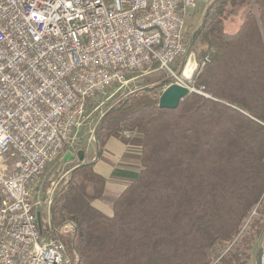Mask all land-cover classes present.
Listing matches in <instances>:
<instances>
[{
    "label": "trees",
    "instance_id": "16d2710c",
    "mask_svg": "<svg viewBox=\"0 0 264 264\" xmlns=\"http://www.w3.org/2000/svg\"><path fill=\"white\" fill-rule=\"evenodd\" d=\"M192 48L209 55L194 83L210 96L191 92L175 108L159 107L166 76L154 63L142 75L143 87L100 117L99 153L82 148L83 161L49 207L51 225L39 211L41 230L77 256L74 264H247L251 258L264 230V0H217ZM124 129L133 135L124 137ZM111 138L138 150L139 169L113 164L104 154ZM94 159L112 167L121 191L106 197L107 179ZM105 198L110 213L93 204ZM65 220L75 222L72 231L62 228ZM218 246L225 252L215 253Z\"/></svg>",
    "mask_w": 264,
    "mask_h": 264
},
{
    "label": "built area",
    "instance_id": "2783aa9c",
    "mask_svg": "<svg viewBox=\"0 0 264 264\" xmlns=\"http://www.w3.org/2000/svg\"><path fill=\"white\" fill-rule=\"evenodd\" d=\"M212 1L0 0V264L77 259L41 230L32 190L53 159L76 151L72 134L87 120L89 100L127 88L154 63L168 85L209 97L182 74L183 33L188 11ZM130 21L151 25L152 34L133 33ZM207 62L208 54L198 59L194 77Z\"/></svg>",
    "mask_w": 264,
    "mask_h": 264
},
{
    "label": "rangeland",
    "instance_id": "374dc122",
    "mask_svg": "<svg viewBox=\"0 0 264 264\" xmlns=\"http://www.w3.org/2000/svg\"><path fill=\"white\" fill-rule=\"evenodd\" d=\"M208 6V5H207ZM207 6L198 5L195 8H192L188 11V16L185 21V29H184V47L187 51V55H185V60H188L189 54L194 53L196 63H198V59L202 56V52L200 48L196 50L188 47L191 41H195V35L199 29V20L200 16L202 15L203 11ZM204 18V15H203ZM203 20V19H202ZM202 22V21H201ZM239 21L236 24L230 25L228 29L234 30L237 28ZM185 54V52H184ZM206 55V54H205ZM186 64V63H185ZM197 66V65H196ZM179 71L180 67L176 68ZM162 71V70H160ZM198 71V68L193 72L192 77L195 78L197 75L194 74ZM148 71L137 74L136 78H134L129 84L127 88H124L120 91L115 89L109 88L105 93L97 95L95 98L88 101L86 105V115L87 120L82 124L78 129H75L72 134V148L73 149H82L85 148L86 150L91 149L93 146L95 147V139L96 138V124L99 121L100 117L103 115L104 111L111 108L119 99L128 98V96L138 89L143 87L144 84V76L143 74L147 73ZM166 76V80L164 81V85H160L161 88L158 89V92L161 93L162 89L168 85L171 80L170 76L163 71ZM191 93V92H190ZM207 93V92H206ZM208 94V93H207ZM210 96V95H209ZM124 132H128L129 136H126ZM124 137H130L133 135V131L124 129L122 131ZM122 135V136H123ZM98 142V141H97ZM138 150L132 147L127 146V144L123 143L117 138H111L105 148L104 154L109 157V159L113 162L115 166H124L127 168L139 169V160L135 155H138ZM81 161H71L67 163H60L59 156L53 159L48 165L45 171L42 173L39 181L33 185L32 190V198L33 201L37 204V210L41 212L42 219H44L45 212L47 213V220L50 219L49 215V207L54 199L56 194V190L61 186V184L66 180L70 172L72 171L73 167L78 165ZM95 162L96 171L102 174L107 179V186H106V197H111L121 191L124 186L123 182H114L111 177V169L110 165L104 164L101 161L93 160L92 163ZM47 184L43 187L44 184ZM45 189V191H43ZM93 204L101 209L105 213L111 212V202L109 199H100L93 202ZM71 222L72 224L75 222L73 220H65L63 222ZM62 224V225H63ZM63 228V227H62ZM75 228V226H74ZM65 231H72L73 229L70 226H66L63 228ZM264 230L261 235L253 242V250L251 258L247 259V264H258L256 255L259 253L260 250L264 251ZM226 247L218 246L215 248V253H223ZM229 249V247L227 248ZM225 252V251H224ZM77 257V256H76ZM263 261H264V253H263Z\"/></svg>",
    "mask_w": 264,
    "mask_h": 264
},
{
    "label": "water",
    "instance_id": "95a60500",
    "mask_svg": "<svg viewBox=\"0 0 264 264\" xmlns=\"http://www.w3.org/2000/svg\"><path fill=\"white\" fill-rule=\"evenodd\" d=\"M217 0H213L205 9L204 12V18L199 26V29L195 35L194 38L197 37V35L200 33L203 25H204V21H205V17L209 11V9L211 8V6L216 2ZM193 44V41H191L188 50H190L191 46ZM197 63L195 60V56L194 53H190L188 60L186 61L185 67L182 71V74H185L186 70H188V75H183L186 78H190L192 76L193 70L196 67ZM165 83L162 82L160 85H164ZM145 88H149V87H145ZM189 93L188 89L186 87L177 85V84H170L166 87H164L159 95V102H158V106L161 108H175L179 102V100L181 98H183L184 96H186ZM128 98H125L124 102L127 101ZM120 108H113L108 110L107 112H112L114 110H118ZM95 150H96V154L99 153V146H98V142L97 139H95ZM84 159V151L82 149H78L76 151H73L71 149H67L65 150L59 157V162L60 163H67V162H71V161H83ZM95 160V159H94ZM78 166V165H77ZM76 167V166H75ZM73 167V169L75 168ZM72 169V170H73ZM37 218L38 221L40 223V213H37ZM263 246H264V242H263ZM263 250H260L257 256V263L258 264H262L263 263ZM78 264V262L76 263Z\"/></svg>",
    "mask_w": 264,
    "mask_h": 264
},
{
    "label": "bare ground",
    "instance_id": "6f19581e",
    "mask_svg": "<svg viewBox=\"0 0 264 264\" xmlns=\"http://www.w3.org/2000/svg\"><path fill=\"white\" fill-rule=\"evenodd\" d=\"M140 12H148V5H140ZM130 30H132L133 33H136L138 35L152 34L151 25H139L138 21H130ZM157 45H164V38H157ZM188 73V70H186L185 74L183 75L187 76Z\"/></svg>",
    "mask_w": 264,
    "mask_h": 264
},
{
    "label": "crops",
    "instance_id": "0c3cea01",
    "mask_svg": "<svg viewBox=\"0 0 264 264\" xmlns=\"http://www.w3.org/2000/svg\"><path fill=\"white\" fill-rule=\"evenodd\" d=\"M104 164H106V163H104ZM108 165V164H107ZM95 169H96V165H95Z\"/></svg>",
    "mask_w": 264,
    "mask_h": 264
}]
</instances>
